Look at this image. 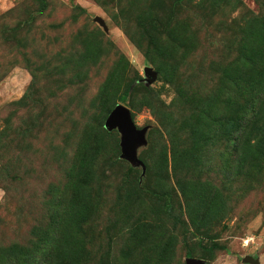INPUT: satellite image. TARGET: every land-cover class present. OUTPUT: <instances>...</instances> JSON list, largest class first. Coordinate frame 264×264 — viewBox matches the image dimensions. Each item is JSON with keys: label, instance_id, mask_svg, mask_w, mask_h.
<instances>
[{"label": "rangeland", "instance_id": "374dc122", "mask_svg": "<svg viewBox=\"0 0 264 264\" xmlns=\"http://www.w3.org/2000/svg\"><path fill=\"white\" fill-rule=\"evenodd\" d=\"M257 31L264 0H0V250L26 247L21 264L45 252L50 264H186L187 250L264 264V104L241 157L226 125L264 95L243 46ZM222 89L241 102L217 110L216 136L202 114ZM116 104L147 127L144 174L104 126ZM151 224L160 238L141 230Z\"/></svg>", "mask_w": 264, "mask_h": 264}, {"label": "trees", "instance_id": "16d2710c", "mask_svg": "<svg viewBox=\"0 0 264 264\" xmlns=\"http://www.w3.org/2000/svg\"><path fill=\"white\" fill-rule=\"evenodd\" d=\"M152 17V12L147 11L144 13L142 21H147ZM244 46V53L252 57V63L256 64L258 66H261V71L264 72V34L261 31H257L254 34H246L245 39L243 42ZM93 51V47L89 45L86 50L87 54L90 53V51ZM261 73V72H260ZM264 75V73H263ZM130 86L125 90L124 95L120 97L121 101H124V97L128 95ZM234 91V90H233ZM233 99L232 101L235 102L233 107L239 106V102H241L239 99L233 98L230 95V91L227 89L219 90V94L217 99L215 100V103L207 105L203 110V116L209 115L210 117L215 115L213 117V123H210L208 126H206L205 133L208 134L213 132L216 136H219L218 134L222 135L223 131L226 130V125L230 128L228 132L231 134L230 142L232 149L234 151L235 155H239L241 157V151L243 147V143L245 138L247 137V128L249 125H247L249 122H251L254 118H259L261 115H263V104H264V95L262 93H257L254 96H248L245 97L246 102V108H244L243 111H239L238 109L234 110V118L232 119H226V115L224 117V113L221 114L217 112V110L221 107V105L224 103L231 102L230 99ZM113 109V108H112ZM111 109V110H112ZM110 110V111H111ZM109 111V112H110ZM217 114V115H216ZM224 117V118H223ZM233 120L234 123L227 121L225 125V120ZM189 122V121H187ZM233 124V126H232ZM140 159V158H139ZM143 164L145 165V168H147V162H145L143 159H140ZM147 169H145L146 171ZM181 194L188 197H191L192 193H189V191L193 188L192 183H188L185 187L179 185ZM166 201V199H165ZM166 205L169 206V204L166 202ZM168 209V208H167ZM169 210V209H168ZM58 213H54V220H53V226L51 227V231L53 233L56 232L57 226V220H58ZM190 220L192 222V225H194V229L197 230L196 222L192 219L190 216ZM160 228L161 226H157V228ZM153 228V229H152ZM141 230L144 231V234H153L156 236V238H160L163 235V232L156 231V228L154 230L153 225H147ZM172 243V240L170 238H167L161 251H159L160 260L164 257V252L168 249L169 245ZM26 247H17V246H11L8 249H2L0 250V264H21L22 257H20L23 254V251ZM11 250L9 253H5V251ZM16 251H22V252H16ZM15 252V253H14ZM192 253L191 251H186V258L191 257ZM35 260H31L32 264H50L49 262V254L48 252H45L42 256H33Z\"/></svg>", "mask_w": 264, "mask_h": 264}, {"label": "water", "instance_id": "95a60500", "mask_svg": "<svg viewBox=\"0 0 264 264\" xmlns=\"http://www.w3.org/2000/svg\"><path fill=\"white\" fill-rule=\"evenodd\" d=\"M94 21H96L104 30H107V26L101 17H94ZM144 73L147 76L145 81L148 84H151L157 78V72L150 66L144 68ZM104 126L107 130L117 129L120 132L121 158L131 162L135 166H140L142 168V173L144 174L146 168L137 156L136 149L139 145L146 143L145 134L147 127L138 128L131 117L129 108L122 104H116L108 113L104 121ZM242 260L243 262L250 264H259L258 259L251 256H245ZM186 264H203V262L199 259L187 257Z\"/></svg>", "mask_w": 264, "mask_h": 264}]
</instances>
